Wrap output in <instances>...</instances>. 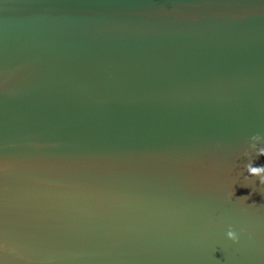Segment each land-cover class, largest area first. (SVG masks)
Instances as JSON below:
<instances>
[{"label":"water","instance_id":"obj_1","mask_svg":"<svg viewBox=\"0 0 264 264\" xmlns=\"http://www.w3.org/2000/svg\"><path fill=\"white\" fill-rule=\"evenodd\" d=\"M256 134L264 0H0V264H264Z\"/></svg>","mask_w":264,"mask_h":264},{"label":"clouds","instance_id":"obj_2","mask_svg":"<svg viewBox=\"0 0 264 264\" xmlns=\"http://www.w3.org/2000/svg\"><path fill=\"white\" fill-rule=\"evenodd\" d=\"M262 140H264V136H261L260 134L253 135L251 137L252 143H251L250 147L256 151L257 156H264V147L258 148L257 143H256V142L262 141ZM245 155H248V153L246 152ZM246 170L251 176L259 177L260 183L262 185H264V165L253 166V163L249 162L246 165ZM233 194H235V193H233ZM239 198L240 199H247L246 196H241ZM227 237L229 239H231L233 242H238V240H239L237 232L231 227L229 228V230L227 232Z\"/></svg>","mask_w":264,"mask_h":264}]
</instances>
